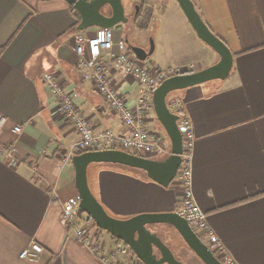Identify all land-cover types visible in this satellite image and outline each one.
Masks as SVG:
<instances>
[{
  "label": "crops",
  "instance_id": "crops-1",
  "mask_svg": "<svg viewBox=\"0 0 264 264\" xmlns=\"http://www.w3.org/2000/svg\"><path fill=\"white\" fill-rule=\"evenodd\" d=\"M127 1L126 12L133 0ZM165 1L168 6L152 34L156 46L150 66L190 74L216 65L220 57L183 19L178 3ZM193 1L211 31L235 55L226 81L171 94L182 103L195 134L194 198L238 264H264V0ZM143 7L157 12L147 3ZM77 23L63 0H0V116L6 118L0 147L16 144L14 164L0 158V264H102L62 220L63 203L78 195L70 152L79 137L57 113L43 81L54 74L63 88H75L76 103L95 132L127 135L78 68ZM97 31L82 34L91 37ZM125 33L123 26L116 41L128 43ZM146 43L141 39L145 51ZM109 75L128 105L135 106L140 86L121 70ZM156 120L154 112L149 113L148 127L156 126ZM16 127L22 128L20 135L14 133ZM170 152L168 143L165 153L153 160H163ZM89 181L99 202L118 219L173 213L182 206L183 189L176 180L164 188L139 173L96 166ZM150 229L183 264H204L172 227ZM103 237L113 242L110 235ZM33 241L44 253L34 261L20 259Z\"/></svg>",
  "mask_w": 264,
  "mask_h": 264
},
{
  "label": "built area",
  "instance_id": "built-area-1",
  "mask_svg": "<svg viewBox=\"0 0 264 264\" xmlns=\"http://www.w3.org/2000/svg\"><path fill=\"white\" fill-rule=\"evenodd\" d=\"M74 51L78 56V68L84 73V81L95 85L99 95L119 117L121 124L127 130V135H117L111 131L95 132L92 123L83 116L76 103L78 99L76 89L63 88L56 75L47 74L43 81L54 99L57 113L74 126L79 137L71 148V156L122 151L153 160L164 154L165 147L169 143L168 136L150 130L148 117L149 113L154 112L153 97L157 89L167 79L184 73L175 68L153 69L148 62L139 61L134 53L129 52L125 40H114L113 30L110 29H98L91 37L82 33L77 34L74 38ZM105 55H107L106 60H104ZM114 70L123 71L140 86L135 106L130 107L113 85L109 74ZM168 107L179 117L178 126L183 136L184 147L182 164L176 177V181L183 189L182 206L177 213L188 222L190 228L222 264H238L211 228L208 215L194 198L191 161L195 134L191 122L182 103L176 97L169 98ZM5 124L6 118L0 116V131ZM14 133L20 135L22 128L16 127ZM15 153V143L7 148L0 147V158H5L11 164L15 163ZM54 200H58L57 195H54ZM80 205L79 195L63 203L62 220L83 248L102 264H143L124 242L112 240L113 242L108 244L99 235L95 221L80 212ZM43 253L44 248L33 241L20 255V259L34 261Z\"/></svg>",
  "mask_w": 264,
  "mask_h": 264
},
{
  "label": "water",
  "instance_id": "water-1",
  "mask_svg": "<svg viewBox=\"0 0 264 264\" xmlns=\"http://www.w3.org/2000/svg\"><path fill=\"white\" fill-rule=\"evenodd\" d=\"M74 7L81 18L78 33L90 28L120 30L130 22L123 0H63ZM198 38L220 57V61L205 70L178 75L167 79L153 97L154 112L165 130L171 144L170 156L163 160H152L122 151H104L76 155L72 159L75 168V184L81 198L80 212L87 214L98 229L109 233L118 241L128 245L143 264H183L162 238L150 229L155 225L172 227L185 244L204 264H222L205 243L190 228L188 222L177 212L143 214L122 220L111 216L94 195L89 181L92 165H112L144 172L154 183L169 188L176 180L184 153L183 136L178 126L179 117L168 107L171 94L195 88L214 81H226L234 67V54L227 44L217 37L199 14L193 0H176ZM139 13V8L137 10ZM132 53L141 62H150L155 52L154 43L149 52L132 48Z\"/></svg>",
  "mask_w": 264,
  "mask_h": 264
},
{
  "label": "rangeland",
  "instance_id": "rangeland-1",
  "mask_svg": "<svg viewBox=\"0 0 264 264\" xmlns=\"http://www.w3.org/2000/svg\"><path fill=\"white\" fill-rule=\"evenodd\" d=\"M173 1H176V0H172V2ZM123 3H124L125 8L129 5V2L127 0H123ZM143 3H147V4H149L150 6H153V7L155 6L156 7V11H157L149 19V25H148L147 30H139L134 25V20L136 18V17L134 18V16H136L138 8H139V12H140V8H141V6H142ZM167 6L168 5H167V3H166L165 0H133V2L130 3V9L128 10V12H126L127 17L130 18V22L127 25H125V30H126V33L125 34H126V36L129 37V40H128V43H127V48L129 50V52H132V50H131L132 48H140L141 49V47H140L141 39L142 40L144 39L147 42L146 43L147 44V46H146L147 52L150 51L151 46H152L153 43L156 46L155 38L153 37L152 34H154V32L156 31L158 19L162 16V13L164 12L163 9L164 8H167ZM179 11H181V10H179ZM180 13H181L183 19H185V21L188 23V25L190 27H192L190 25L188 19L184 15V13L183 12H180ZM154 18H155V20H154ZM151 24H152V26H151ZM95 29H98V28H90L89 30H87L85 32L93 31ZM118 31H120V30H113V38H114V40H117L116 39V34L118 33ZM171 96L172 95H170L169 98ZM169 98H168V100H169ZM154 115H155V112H154ZM155 117H156V115H155ZM156 119H157V117H156ZM155 125L156 126H150L149 125V129L152 130L153 132L162 133V134H165L166 135L165 130L163 129V127L161 126V124L158 122V119L156 120ZM169 143H170V141H169ZM108 166H110V168L118 167V166H111V165H108ZM98 233H100L99 235L101 237H103V233L104 234L106 233L107 235H109V233L104 232L102 230H100ZM101 233H102V235H101ZM166 243H168V242H166Z\"/></svg>",
  "mask_w": 264,
  "mask_h": 264
},
{
  "label": "trees",
  "instance_id": "trees-1",
  "mask_svg": "<svg viewBox=\"0 0 264 264\" xmlns=\"http://www.w3.org/2000/svg\"><path fill=\"white\" fill-rule=\"evenodd\" d=\"M74 15L76 16L77 20H78V23L77 25L75 26V29L78 27V25L80 24L81 22V18L79 16V14L76 12V10L74 9V7H71ZM153 15V12L147 8V7H143L140 9V12L136 14V18L134 20V24L136 26V28H138L139 30H147L148 28V25H149V19L152 17ZM235 57V55H234ZM96 166H108V165H92L89 169V177H90V171L93 167H96ZM112 166V165H111ZM110 167V166H109ZM114 168H117V169H121L125 172H131V173H139V174H142V177H144L145 179H148L150 180L147 175L144 173V172H141V171H136V170H131V169H128V168H124V167H114ZM127 170V171H126ZM99 230V229H98ZM100 231V230H99ZM111 236V235H110ZM111 239L113 241H118L116 240L115 238H113L111 236Z\"/></svg>",
  "mask_w": 264,
  "mask_h": 264
}]
</instances>
